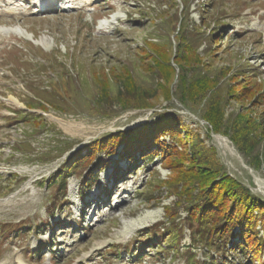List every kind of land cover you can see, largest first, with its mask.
<instances>
[{"label":"rangeland","instance_id":"rangeland-1","mask_svg":"<svg viewBox=\"0 0 264 264\" xmlns=\"http://www.w3.org/2000/svg\"><path fill=\"white\" fill-rule=\"evenodd\" d=\"M208 4V0H60L46 9L32 0H0V264H189L191 256L206 264H251L232 250L234 237L221 251L194 243L184 211L175 221L178 252L149 243L147 232L161 236L172 226L163 207L175 201L166 186L158 187L159 181L169 179L170 170L157 155L149 159L136 154L129 162L116 153L99 154L88 166L66 171L65 191L58 188L59 181L49 183L95 138L131 129L163 112L180 115L216 149L230 175L264 198V164L257 170L249 167L227 136L212 132L176 96L170 101L160 98L152 109L122 111L116 105L117 114L109 118L93 114L94 72L111 74L109 69L126 64L138 83L151 86L140 49L145 41L166 37L175 46L179 20L185 21L195 40L209 35L216 20L229 22L211 56L207 41L197 43L198 51L208 56L207 73L231 65L253 71L257 82L264 84V0ZM201 6L209 10L206 21ZM173 19L178 20L175 26ZM17 28L32 33L38 43L6 31ZM234 34L239 35L237 40L230 39ZM18 50L25 55L17 62L11 54ZM64 96L74 97L69 103L75 110L25 106L29 98L52 97L59 104ZM238 104L228 106L226 115ZM263 107H257L256 114ZM16 109L38 115L44 124L32 122L34 116L14 113ZM261 116L264 124V113ZM59 121L71 124V131ZM100 156L106 163L98 168ZM90 169L94 176L86 184ZM115 172L120 174L118 181ZM257 264H264V251Z\"/></svg>","mask_w":264,"mask_h":264},{"label":"trees","instance_id":"trees-1","mask_svg":"<svg viewBox=\"0 0 264 264\" xmlns=\"http://www.w3.org/2000/svg\"><path fill=\"white\" fill-rule=\"evenodd\" d=\"M208 1V5L214 2ZM199 9L204 11L206 8L201 6ZM208 14L209 10L206 9L207 17L203 20L209 19ZM173 21L172 25L175 26L178 20ZM183 21H178L175 46L166 37L160 42L145 41L144 48L140 49L139 58L144 70L152 78L151 86L138 83L126 64L109 69L111 74L105 70L94 72L96 97L91 105L93 114L109 118L111 114H117L114 110L116 105L122 111L152 109L160 98L170 101L176 96L182 107L206 122L212 132L227 136L237 151L247 158L249 167L260 169L264 164V124L261 118L264 107L258 114L256 108L264 105V84L257 82L253 71H244L231 65L216 70L213 75L207 73L210 72V62L206 58L212 55L214 47L226 34L229 22L216 20L209 35L195 40V35L189 36ZM174 29L173 32L176 31ZM234 35H229L230 39L237 40L239 35ZM201 39L208 42V56L197 49ZM46 54L50 56L52 53ZM22 55L25 52L18 50L11 57L18 62ZM73 98L64 96L58 104L53 102L52 97H34L29 98L25 106L46 111L48 106L53 105L69 111L75 110L73 104L69 103ZM233 103H239V108L226 115V108ZM13 112L25 118L34 116V123L42 122L38 115L26 113L25 110L16 109ZM154 115L155 118L149 122L95 138L85 148V153L80 152L71 159L63 172L54 174L49 183L59 181L58 188L65 191L66 171L88 166L97 161L99 154L108 157L116 153L129 162H134L136 154L150 156L149 159L157 155L163 161V166L170 170L169 179L159 181L158 187L166 186L167 193L175 195V201L163 207L164 216L172 226L167 227L161 236L155 237L151 231L147 232L145 237H149V243H157L161 249V245H164L173 253L178 252L180 234L175 221L180 218V211H184L191 225L194 243L201 241L207 245L208 251L213 248L221 251L224 244L234 237L232 250L240 252L247 263H259L264 251V237H261V233H264V198L230 175L219 160L216 149L205 144L199 132L186 125L180 115L163 112ZM25 121L29 122L30 119ZM167 136L169 141L165 140ZM23 146L29 148L30 144L25 142ZM105 163L106 160L100 156L96 167L100 168ZM119 175L115 172L117 181ZM93 176V169H90L84 176V182L89 184ZM189 264L206 263L196 262L191 256Z\"/></svg>","mask_w":264,"mask_h":264},{"label":"bare ground","instance_id":"bare-ground-1","mask_svg":"<svg viewBox=\"0 0 264 264\" xmlns=\"http://www.w3.org/2000/svg\"><path fill=\"white\" fill-rule=\"evenodd\" d=\"M56 1H59V0H52V3L54 2L55 4L57 3ZM68 1H71L72 2V0H68ZM67 0H66V2H68ZM40 2V1H39ZM77 4H78V2H77ZM75 5V4H74ZM76 7V6H75ZM108 21V20H107ZM107 21H105L106 23H107ZM6 31H14L15 33H17V34H20L22 37H25V38H27V39H30L32 42H34V43H38V41L37 40H34V37H33V34L32 33H30V32H28L27 30H25V29H19V28H17V29H6ZM5 31V32H6ZM19 35V36H20ZM40 43V42H39ZM14 103H16L17 104V102H14ZM59 123H60V125L62 126V128L65 130V131H68V132H70L71 131V129H72V125L71 124H69V125H67L66 123H64V122H62V121H59Z\"/></svg>","mask_w":264,"mask_h":264}]
</instances>
